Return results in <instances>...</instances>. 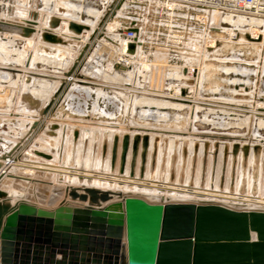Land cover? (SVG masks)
<instances>
[{
  "label": "crops",
  "instance_id": "crops-1",
  "mask_svg": "<svg viewBox=\"0 0 264 264\" xmlns=\"http://www.w3.org/2000/svg\"><path fill=\"white\" fill-rule=\"evenodd\" d=\"M32 11L38 12L39 18L37 25H33L34 31L29 32L19 12ZM219 13L218 9L174 0H0V159L16 157L18 162L14 160L10 165L12 171L17 170L18 164L51 167L49 162L29 155L30 151L24 153L26 147L22 146L34 132L33 123L61 90L63 94L55 103L58 110L42 118L46 123L37 130L33 145L51 154L52 164L61 169L74 168L62 174L51 171L50 183L16 177L9 183L8 193L22 194V202L36 209L54 211L66 206L72 213L75 206L84 207V202L66 196L68 185H90L102 190L107 186L92 181L78 183L75 169L111 176V152L117 135L113 167L117 175L125 133L130 138L124 176L131 170L133 141L138 134L136 178L142 172L143 178L148 174V178L168 184L250 194L257 174L264 185V147L253 146L249 141L199 136L200 132L220 133L212 131L217 129L213 126L210 130L201 129L205 122L198 114L204 108L217 113L214 118L229 119L231 113L237 114V108L253 105L258 80L260 92L264 93V72L253 67L261 60L258 48L251 44L242 48L232 41L227 48L205 51L220 40L221 26H228L215 23ZM50 15L91 28L76 37L80 41L78 49L41 41V31L47 29ZM206 15L208 24L204 20ZM25 17L30 19V15ZM66 25L61 21L54 32L73 38ZM97 27L101 37L89 43L70 77L64 76ZM129 28L133 30L132 37L126 35ZM133 40L135 53H123L122 46ZM231 48L234 50H225ZM236 48L243 50L238 53ZM120 57L130 61L125 64L119 61ZM206 60L212 64L205 65ZM78 77L82 79L79 81ZM191 78L193 83L188 84ZM67 79L69 84L62 89ZM5 89L9 90L7 97L1 95ZM183 91L195 92L197 97L182 98ZM239 111H244L239 113L242 118L237 117L242 128L252 116L246 108ZM54 122L58 128L45 126ZM226 123L230 130L240 132L235 126L238 124ZM145 134L148 144L143 161ZM242 134L252 132L245 129ZM235 144L239 145L236 152ZM244 145L248 146L246 159ZM1 162L0 173L6 168L4 160ZM67 173L73 174L72 181L67 179ZM17 201V197L10 199L11 205Z\"/></svg>",
  "mask_w": 264,
  "mask_h": 264
},
{
  "label": "water",
  "instance_id": "water-1",
  "mask_svg": "<svg viewBox=\"0 0 264 264\" xmlns=\"http://www.w3.org/2000/svg\"><path fill=\"white\" fill-rule=\"evenodd\" d=\"M38 18V12L32 11L30 19L23 15L20 20L28 24L25 26L27 31L33 32V25H37ZM61 21L66 22L67 32L73 38H64L54 32ZM98 29L91 31L74 59L72 68L64 76L73 73L89 48V43L95 37H101ZM83 30L90 31L91 28L58 15H50L47 29L41 31L40 39L47 44L71 46L76 50L80 46L76 37ZM127 31L133 30L129 28ZM243 36L251 39L247 34ZM135 46V40L126 42L122 52L133 55ZM219 46L230 45L223 40H216L214 46L206 47L205 51L211 52ZM44 50L48 51L46 48ZM208 61L205 65L212 64ZM187 83L192 84L193 79ZM1 95L7 97L9 90L5 89ZM52 102L42 115L47 113ZM38 124L39 121L34 122L32 130ZM49 128H58V124H51ZM77 132L78 129H75L74 138ZM116 137L111 152L112 176ZM129 138L128 133L123 134L116 175L119 177H124ZM139 138L138 134L134 136L129 178H135L134 161ZM142 144L144 161L148 144L146 134L142 137ZM105 148L104 144L102 155ZM238 148L239 145L235 144L234 151ZM242 149L246 159L248 146L244 145ZM31 151L46 160H53L49 153L36 148ZM18 166L16 171L6 167L0 173V264H264V207L248 206L246 201L173 200L168 196L150 201L139 193L126 192L120 188L124 184L131 187L134 183L106 179L110 186L116 181L118 188L102 190L90 185H68L65 188L66 196L73 201L84 202L85 206H75L72 213L66 206L47 211L22 202V194L8 193V185L16 177L50 183L51 171L59 174L64 172L53 170V167L60 168L58 165H52V168ZM67 174L70 178L71 175ZM85 177L78 175L80 182L92 178ZM138 177L143 179L142 172ZM13 197H17L18 201L11 205L10 199ZM64 209L66 212H63Z\"/></svg>",
  "mask_w": 264,
  "mask_h": 264
},
{
  "label": "rangeland",
  "instance_id": "rangeland-1",
  "mask_svg": "<svg viewBox=\"0 0 264 264\" xmlns=\"http://www.w3.org/2000/svg\"><path fill=\"white\" fill-rule=\"evenodd\" d=\"M8 1V0H6ZM11 3V2H10ZM11 12V11H10ZM12 13V12H11ZM20 14V12H19ZM253 16L250 15H246L240 12H226L224 10H220V13L218 14V18H215V23L216 24H220V22L225 23L228 26H221L222 29L220 31V34L218 35L220 40H223L225 42H228L229 44H231L230 42H234L235 44H237V46H243L242 48H244L247 45H252L253 47L258 48L257 53L260 54L261 56V60H259L257 63L258 65H254L253 67L255 68L256 66H258L260 69L258 70H262L264 72V18H260L257 19V17L252 18ZM208 16L206 15L205 17V23L208 24L209 20H208ZM247 34L251 39H246L243 35ZM98 38V37H97ZM229 40V41H227ZM213 46V45H211ZM217 48H225V46H219ZM227 48V47H226ZM226 51H233L234 49H225ZM240 48H236L235 51L239 53V51L241 52ZM260 50V52H259ZM237 55V54H236ZM242 59H245V56H241ZM246 64V63H244ZM67 77H70V75H67ZM79 81L80 77L77 78ZM160 76L158 75L157 77V84L159 82ZM259 79V78H258ZM69 79H67L65 81V83L62 86V89H64L65 86H67L69 84ZM260 81L258 80L257 83L255 84V86L257 87L256 91H253V98H254V102L253 105L250 106L248 105L247 107H241V108H237L238 111H236L237 114H233L231 113L229 119H223L219 120L218 118H214V116L216 117V115H218L217 113H213L212 111L206 112V108H204L203 111H201L198 116L200 119L204 120V124H201V129H207L210 130V127L213 126L217 129H211L212 131H216V132H220V133H199L200 137H205V138H210L212 139L213 137L221 139V140H228V141H233V140H237V141H249L250 143L253 144V146H258V147H264V93L263 91L260 92ZM180 93V92H179ZM237 93H241V91H238ZM61 94H63V92H59L58 96H56V98L53 99L52 105L49 108V111H47L46 114H44L42 116V114H40L39 118H37V120L39 121L38 126L34 129V132L32 133V135H30L27 140H25L22 148L26 147V149L24 150V153H27L29 151L30 148H34L35 146L34 141H35V137H37V130L44 125L45 116L48 115H53L56 112L57 106L55 105L56 101L59 100ZM195 92H188L186 91L185 94H181L182 98H189V99H193L196 98L197 95H194ZM187 95H190V97H187ZM227 95V94H226ZM179 96V95H177ZM192 96V97H191ZM225 96V95H224ZM226 97V96H225ZM239 97V96H238ZM263 101V103L261 102ZM164 102V101H161ZM54 104V106H53ZM164 105V104H163ZM212 108V107H211ZM248 109V111L246 112L247 114H250L252 116L251 120L249 121V123H247V126L244 125L242 128H240V125L238 124L240 122L239 119H237V117L242 118L241 114H239L240 112L244 114V111H239V109ZM225 109V108H222ZM229 110V108H227ZM58 110V109H57ZM217 120V121H216ZM227 122H232L233 124H238L235 125L237 128H240V132H236L235 130H230L232 128H229L230 126L226 125L228 123ZM56 123V122H54ZM53 124V123H47L45 126L48 127V125ZM233 126V125H232ZM246 126V128H245ZM90 129V128H89ZM245 129H247V131H251L252 134L251 135H241L242 132L245 131ZM91 133L93 132V130H90ZM232 133V134H231ZM250 136V137H249ZM27 150V151H26ZM31 156L33 157H37L40 158L38 156H35L34 154H32L31 152L29 153ZM6 157H10V156H6ZM42 159V158H40ZM14 160L16 162H18V159H16V157L14 158ZM44 160V159H42ZM46 161V160H45ZM50 163L52 168L54 164L51 163V161H47ZM55 168V170H60L62 172H68V171H72L71 169H61L58 167H53V169ZM76 171H81L79 169H75ZM83 172H88L90 175L92 174L93 176H103V185L106 186V179H111V180H121L124 182H132L133 184V188L131 192L136 193L137 190V186H145L143 187L142 190H140V193L142 194V196H144L145 198H147L150 201H158L160 198H158L157 196H155L154 194H157V189L158 188H163V189H168L171 188V190H173L171 192V194L169 196H172L173 198H201L198 196H194L196 194H194V192H202V194L204 193L203 197L204 199H212V200H216V201H224L228 202L229 200H235V197H238L239 195V200H247L248 203H250V205H256V206H261L264 207V185H263V181L262 180H258L257 179V174L254 175V181H253V185L251 187V189H249V193L250 194H241V193H234V192H229V191H222L219 189H214V188H210V187H189V186H179L176 184H168V183H164V182H160L159 180H150L148 178V174L146 175V178H144L143 180H139L138 178H129L128 176H124V177H119L116 176L115 174H113V176H108V175H104V174H100V173H96L95 175L93 173H90L89 171H83ZM94 181L93 183L98 180L96 177H93ZM264 180V178H263ZM261 181V183H260ZM97 182V181H96ZM114 183H116V181H114ZM139 184V185H136ZM151 187L152 191L154 192H150L149 190H147V188ZM154 189V190H153ZM176 190V191H175ZM177 190H181V192H177ZM188 190V191H187ZM189 190L192 191V193L194 195H189ZM173 192H176V194ZM187 192V193H186ZM247 192V191H246ZM182 193V194H181ZM188 194V195H186ZM237 194V196H236ZM185 195V196H184ZM229 199V200H228ZM235 201V202H238Z\"/></svg>",
  "mask_w": 264,
  "mask_h": 264
},
{
  "label": "built area",
  "instance_id": "built-area-1",
  "mask_svg": "<svg viewBox=\"0 0 264 264\" xmlns=\"http://www.w3.org/2000/svg\"><path fill=\"white\" fill-rule=\"evenodd\" d=\"M174 1L182 4L194 3V4L202 5L204 7H211L218 10H224L226 12H232V13L240 12L257 18H264V0H174ZM126 35L128 37H132L133 32L126 31ZM119 61L128 64L130 59H127L126 57H120ZM12 159H14L13 156L12 158L11 157L3 158V160H5L6 163L12 162L13 161ZM239 198L240 197L238 195V197L234 198L235 199L234 201H238ZM198 199H202V198H198ZM220 202L227 203L225 202V200Z\"/></svg>",
  "mask_w": 264,
  "mask_h": 264
},
{
  "label": "bare ground",
  "instance_id": "bare-ground-1",
  "mask_svg": "<svg viewBox=\"0 0 264 264\" xmlns=\"http://www.w3.org/2000/svg\"><path fill=\"white\" fill-rule=\"evenodd\" d=\"M20 15H21V17L24 15V16H28V15H30V17H31V12L29 13V14H26V12L25 13H23V12H20ZM252 18H255V17H252ZM257 19H260V18H257ZM55 30H57V28L55 29ZM85 31H87V30H85ZM70 34V33H69ZM68 39H70V38H68ZM59 45V44H58ZM51 52V51H50ZM53 53V52H52ZM95 71V70H94ZM97 74V73H96ZM81 80V79H80ZM49 111V110H48ZM42 114V113H41ZM43 116V115H42ZM38 122V121H37ZM53 124H56V123H53ZM51 125V124H50ZM50 125H48V127L50 126ZM32 130V129H31ZM91 130V129H90ZM32 148H30L29 149V151L32 153V154H34L32 151ZM27 151V150H26ZM28 151V152H29ZM29 152V153H30ZM30 155V154H29ZM35 156H38V155H36V154H34ZM38 157H40V158H42V159H44L43 157H41V156H38ZM3 160V159H2ZM44 160H46V159H44ZM1 161V160H0ZM46 161H50V160H46ZM2 163V162H1ZM4 163L6 164V166L5 167H10V165H13L15 162H14V159H13V161L12 162H10V163H6L5 162V160H4ZM18 165H20V164H18ZM18 165H16L15 167H19ZM2 166H3V164H2ZM1 166V167H2ZM0 167V168H1ZM11 168V167H10ZM49 168V167H48ZM71 170H74V168H70ZM53 170H55V169H53ZM71 176H70V178H69V176H67V179L68 180H71L72 181V179L74 178L73 177V174L72 173H69ZM68 175V174H67ZM76 175V181L79 183L80 182V180L78 179V175H81V176H87V174H85L83 171H77V173L75 174ZM100 177V176H99ZM86 178V177H85ZM134 179V178H133ZM144 179V178H143ZM142 179V180H143ZM75 180V179H74ZM103 179H98V180H96L94 183H96V185H103L104 183H103V181H102ZM140 180V179H139ZM150 180H152V179H150ZM82 181H86V183H90L91 181H92V183H93V181H94V179L93 178H91V179H83ZM106 182V186H107V188H110V189H113V190H115L116 188H118L117 187V184L116 183H113V185L112 186H110L109 184H108V182H107V180L105 181ZM170 185H172V184H170ZM134 186L132 185L131 187L130 186H128L127 184H124L122 187H120L123 191H126V192H131L132 191V188H133ZM143 187H145V186H137V192L136 193H139V194H141L140 193V190H142L143 189ZM146 188V187H145ZM147 190H151L150 192H154V191H152V189H151V187L149 188V186H148V188H147ZM154 190V189H153ZM173 190H171V188H168V189H163V188H158L157 189V194H154L155 196H157L158 198H161V197H170L171 199H173V200H185V199H191V198H185V199H183V198H173L172 196H169L170 194H171V192H172ZM176 191V190H175ZM188 191V190H187ZM177 192H181V190H177ZM132 193H134V192H132ZM176 194V192H173V194ZM187 193V192H186ZM182 194V193H181ZM194 195V194H196V195H194V196H198V197H203V195H204V193L202 194V192H194V194L192 193V191H190L189 190V195ZM142 195V194H141ZM186 195H188V194H186ZM185 196V195H184ZM192 199H198V198H192ZM202 199H204V198H202ZM206 200H212V199H206ZM214 201H216V200H214ZM229 201H231V202H235L234 200H229ZM228 201V202H229ZM241 201H246V203L248 204V206H256V205H250V203H248V201L247 200H240V201H238V202H241ZM227 202V203H228ZM258 207H261V206H258Z\"/></svg>",
  "mask_w": 264,
  "mask_h": 264
}]
</instances>
